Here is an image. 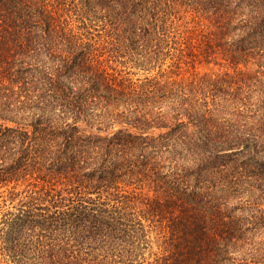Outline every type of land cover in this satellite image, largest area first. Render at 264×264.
I'll return each mask as SVG.
<instances>
[{"label": "trees", "instance_id": "trees-1", "mask_svg": "<svg viewBox=\"0 0 264 264\" xmlns=\"http://www.w3.org/2000/svg\"><path fill=\"white\" fill-rule=\"evenodd\" d=\"M127 60L258 69L134 81ZM245 184L264 196V0H0V195L24 194L0 251L264 264V204L234 200Z\"/></svg>", "mask_w": 264, "mask_h": 264}, {"label": "rangeland", "instance_id": "rangeland-1", "mask_svg": "<svg viewBox=\"0 0 264 264\" xmlns=\"http://www.w3.org/2000/svg\"><path fill=\"white\" fill-rule=\"evenodd\" d=\"M246 62L243 61L238 65L239 71L242 70L244 72H254L255 70L258 69V67L253 65L252 62L251 63H249L250 61H248L247 63ZM171 63L172 62L168 60L166 65L163 66L161 70L155 69L149 73L144 71L143 69L132 67L131 62L127 64H119L117 66V69L122 70L124 74L130 73L129 76L132 77L134 81L138 79H143L146 76H157L161 74H164V78L166 79H178V80L183 79L184 81H189L190 79H193L194 77H198L200 75L202 76L205 73L215 72V73L223 74L225 72L234 73L235 71L236 72L238 71V70H235L236 67L228 63H222L220 65L219 64L218 65L199 64L196 67H192L190 64H185V65L182 64L180 69L177 71L175 67L170 66ZM158 134L159 132H156V137L158 136ZM156 146L157 148L152 149L150 151L151 158H153L157 162L158 165H162L166 170H169L172 165L171 164L172 157L167 153L166 148H161L160 146H158L157 142H156ZM250 187L252 186L245 184V186L242 189V193L236 195L238 198H234L235 202L240 199L241 203H245L246 201L247 202L257 201L259 203L264 204V196L257 197V195L261 193L260 191L253 189L251 190L250 193H248L250 191L249 190ZM8 189L7 190L3 189L0 195V228L2 227L1 221L3 220V215L7 211L16 212L17 208L20 207L19 205L21 204L20 200H22V198L24 197V194H23L20 197L12 199L10 197V194L8 193ZM21 189L23 190L24 188L22 187ZM131 189L132 188H130V190ZM153 259H154V256H152L151 258H148V261H153ZM0 264H18V263H16L13 259H11L4 251H0Z\"/></svg>", "mask_w": 264, "mask_h": 264}]
</instances>
